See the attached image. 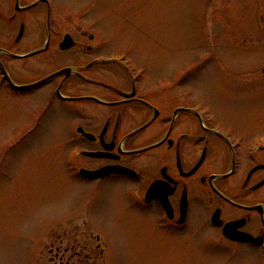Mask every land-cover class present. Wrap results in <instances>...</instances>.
<instances>
[{
  "label": "flooded vegetation",
  "instance_id": "obj_1",
  "mask_svg": "<svg viewBox=\"0 0 264 264\" xmlns=\"http://www.w3.org/2000/svg\"><path fill=\"white\" fill-rule=\"evenodd\" d=\"M59 1L0 0V96L36 99L22 109L17 138L38 134L52 109L70 111L59 137L72 178L118 188L127 208L154 217L158 232L193 230L230 259L264 264L262 128L221 120L181 86L187 76L149 79L124 55L101 54L92 27L75 22L64 33L63 16L72 15ZM32 59L39 67L59 63L39 79L17 81L11 63Z\"/></svg>",
  "mask_w": 264,
  "mask_h": 264
},
{
  "label": "rangeland",
  "instance_id": "obj_2",
  "mask_svg": "<svg viewBox=\"0 0 264 264\" xmlns=\"http://www.w3.org/2000/svg\"><path fill=\"white\" fill-rule=\"evenodd\" d=\"M59 4L73 18L63 16L64 33L75 22L92 27L101 54L124 55L131 69L146 70L149 79L187 76L181 86L221 120L264 131V0ZM39 64L14 61L10 69L17 81H27L57 68ZM27 98L0 96V264H243L206 247L193 230L175 236L158 232L154 217L127 208L118 188H94L72 178L59 137L70 111L52 109L39 133L22 142L18 119L36 101Z\"/></svg>",
  "mask_w": 264,
  "mask_h": 264
}]
</instances>
